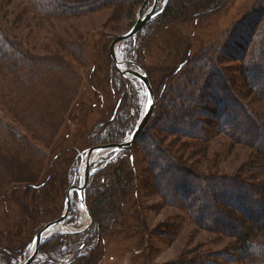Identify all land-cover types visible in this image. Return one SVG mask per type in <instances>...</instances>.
<instances>
[{
    "label": "rangeland",
    "instance_id": "374dc122",
    "mask_svg": "<svg viewBox=\"0 0 264 264\" xmlns=\"http://www.w3.org/2000/svg\"><path fill=\"white\" fill-rule=\"evenodd\" d=\"M58 1L75 6L92 0ZM143 2L104 6L83 13L74 9L48 14L30 0H0V28L7 37V45L2 46L9 57L0 60V264H23L29 255L30 240L42 227L58 220L66 193L79 182L87 158L84 151L99 145L98 133L105 138L119 127L116 136L120 143L139 122L146 105L144 88L138 81L116 72L108 48L115 37L133 26L139 11L143 16L149 9V0L144 8ZM164 4L165 0H159L156 12ZM257 13L261 14L256 17L259 23L252 26V18L248 19ZM155 18L115 51L117 58L126 62L125 71L140 72L129 64L135 63L152 85L156 104L146 131L161 139L172 153L183 156L197 173L237 177L247 183L259 181L263 185L264 172H255L251 162L257 165L260 162L263 168L264 163L252 148L221 133H214L207 143L196 145L189 139L162 132L159 129L164 130V125L158 120L163 102L160 98L169 91L165 85H170L174 79L171 77L200 75L198 79L204 82L208 73H200L203 67L192 65L193 58L202 50L212 49V56L222 59L225 57L222 50L227 45L234 50L239 46L237 39L241 42L249 39L246 32L251 33L254 28L262 30L264 0H228L207 16L167 26L158 24ZM258 42L255 34L250 43L256 46ZM7 47L12 50L6 51ZM223 61L219 68L226 86L237 97L240 92L241 103L254 109L257 115L253 117L261 120L262 104L253 103L256 98L253 95L244 98L246 81L241 79L239 63L226 57ZM184 79L176 85L191 91ZM152 126L161 133L155 135ZM148 147L149 151L153 149ZM201 147V152H196L195 148ZM141 150V144L132 148L139 176L138 193L126 197L120 218L103 229L101 238L95 242V251L90 256L83 251L80 258L74 257L89 226L73 237L62 239L60 235L69 233L54 231L42 239L32 264H83V260L84 264H173L228 248L230 238L197 229L185 210L164 205L148 187L145 192ZM122 153L128 154L123 151L101 154L90 165L84 195L89 206L97 179L106 174L105 183H101L105 187L121 162L129 168V160ZM111 162L118 164L109 166L90 183L94 174ZM255 174L258 180L253 178ZM110 184L112 181L107 187ZM86 223L85 213L72 195L65 224L71 230H79ZM48 244L59 248L50 251Z\"/></svg>",
    "mask_w": 264,
    "mask_h": 264
},
{
    "label": "trees",
    "instance_id": "16d2710c",
    "mask_svg": "<svg viewBox=\"0 0 264 264\" xmlns=\"http://www.w3.org/2000/svg\"><path fill=\"white\" fill-rule=\"evenodd\" d=\"M30 1L36 3L42 11L51 14L74 9H81V13H83L110 5H134L142 3L144 0H92L75 6L65 5V2L58 0ZM227 1L165 0V7L155 20L159 22L158 24L165 26L170 23H185L187 20H196L197 17H204L217 11L225 6ZM152 2L153 0H149V4ZM258 5L256 4L255 7ZM258 16L261 17V14H253L248 19L252 18L250 21L252 26L259 23L256 18ZM250 31L251 33L246 32L249 39L244 38L245 42H241L242 40L239 39L235 41L239 44L234 49L236 52L227 48L230 45H227L222 52L225 53L226 58L239 63L237 68L241 79L246 81V84L243 83L244 98L247 95L248 97L253 95L256 97L253 103H260L264 107V28L258 31L254 28ZM255 34H258L259 42L253 46L250 41L253 40ZM239 37L241 36L239 35ZM2 43L7 45V37L6 32L0 28V60L6 61L9 57L3 52ZM5 50H12V48L7 47ZM211 52L212 49H205L193 58L195 62L192 65L200 64L203 67L200 73H208L204 82L198 79L201 77L200 75L197 77L187 75L171 77L174 79L171 80L170 85H165L169 91L160 98L163 102L158 120L164 125V130L157 128L170 136L189 139L196 145L207 143L214 133L215 135L225 134L232 141L243 143L252 148L258 159L264 163V116L261 120L257 118L260 122L255 119L253 116L257 115L256 111L241 103L240 100H243V97L240 92H237V97L234 91L226 86V81L219 68L225 57L216 58L212 56ZM186 63L187 61L183 63V66ZM180 79H184L185 84L188 83L187 86L191 88V91L184 86L176 85ZM155 104L154 98V106ZM257 109L259 110V108ZM152 128H154L155 135L161 133L156 127L152 126ZM119 130V127H116V130L110 131V134L105 138L99 132L98 138H96L97 144H116ZM137 144H141L142 148L140 155L142 153L144 166L142 172L145 174V181L144 184H142L143 182L141 184L144 185L145 192L148 187L151 189V193L158 196L164 205L185 210L189 221L197 229L214 232L232 240L224 251L201 253L196 257L173 264H228L232 262L264 264V182L261 185L259 181L258 183H247L237 177L197 173L193 166L184 160L183 156H177L176 153L170 151V147L163 146L161 139L159 141L156 136L147 132L146 127L134 142V148ZM148 145L153 149L149 151ZM201 149L202 147L195 148L196 152ZM134 153L132 163L129 154L122 153L127 158L126 160H129V168L125 166V162H121L120 167L111 173L108 182H106V189L101 186V183H105L103 178L106 174L99 179L97 177L106 172L109 166H114L118 162L108 163L94 174L90 183L97 179V184L92 188L94 195L90 206L86 200L91 223L83 232L85 236L79 248L74 251L75 259L80 258L83 251H87L86 254L88 253L89 256L95 251V242L101 238L103 229L113 226L120 218L126 197L131 194L137 195L136 177L139 178V176L135 166ZM251 167L255 168V172H264L260 162L258 165L251 162ZM253 178L258 180L257 174ZM110 181L112 184L107 187ZM100 186L102 189L99 191L98 187ZM261 192L262 194H260ZM88 196L87 194V198ZM244 222H247L245 227H243ZM245 231L247 232L245 233ZM73 236L75 234H62L59 239ZM56 239L54 238V240ZM48 246H50V251H56L59 248V245L57 248L52 247L51 244ZM84 262L85 260L82 261L83 264Z\"/></svg>",
    "mask_w": 264,
    "mask_h": 264
},
{
    "label": "water",
    "instance_id": "95a60500",
    "mask_svg": "<svg viewBox=\"0 0 264 264\" xmlns=\"http://www.w3.org/2000/svg\"><path fill=\"white\" fill-rule=\"evenodd\" d=\"M148 0H144L143 2V8L146 6ZM158 1L159 0H153L151 6L149 7V9L144 13V15L142 16L140 11L137 14L135 23L133 24V26L125 33L122 35H119L117 37H115L112 42L109 45L108 48V52H109V57L111 59V61L114 64V67L116 69V72L118 74H120V76H122L123 78L126 79H134L136 81H138L142 87L144 88L145 91V95H146V105L145 108L147 106V102L149 97L154 101V93L150 84V81L148 80L147 75L142 72L141 68L139 66H137L135 63H129L130 65L136 66L140 69V72H130V71H125L124 70V65L126 62H123L121 60H119L116 56V47L125 42L128 41L130 39H133L140 30H142V28L149 23L153 18H155L156 15H158L165 7V4L163 5L162 9H160L159 12H156L157 9V5H158ZM126 34H130V35H126ZM145 108L144 111L142 113V116L139 120V122L136 124L134 130L131 132V135L124 140L123 142L120 143H116V144H105V145H98V146H94L91 147L87 150L84 151L83 154L87 155L86 160L83 163V167L80 171V179L79 182L77 184V186H71L68 190V192L66 193V196L64 198V202H63V209H62V213L60 215V217L58 218V220L49 223L47 225H45L44 227H42L37 233L36 235L30 240L28 246H27V250L29 249V255L28 257L24 260L23 264H32L37 256L38 253V248L40 246V244L42 243V239L50 232H54V231H64L65 233H69V234H77V233H81L83 232L91 223V216L90 213L88 211V208L86 206V202H85V184L87 181V177L90 173L89 167L90 165L101 155L104 153H119V152H128L129 154V158H130V162H133L132 159V148H133V144L136 141L138 135L143 131V129L145 128L146 124L148 123L153 109H154V103L149 107L148 111L145 112ZM131 137V139H130ZM76 195L77 197V202L79 205V209L82 210L85 213V216L87 218V223L84 225L83 228L79 229V230H71L72 228H70L69 226H67L65 224V220H66V212L71 200L72 195Z\"/></svg>",
    "mask_w": 264,
    "mask_h": 264
},
{
    "label": "snow or ice",
    "instance_id": "6c2138e0",
    "mask_svg": "<svg viewBox=\"0 0 264 264\" xmlns=\"http://www.w3.org/2000/svg\"><path fill=\"white\" fill-rule=\"evenodd\" d=\"M126 35H130V34H126ZM153 103H154V101L149 97L148 102H147V106H146V108H145V112L148 111L149 107H150ZM130 139H131V137H130Z\"/></svg>",
    "mask_w": 264,
    "mask_h": 264
}]
</instances>
